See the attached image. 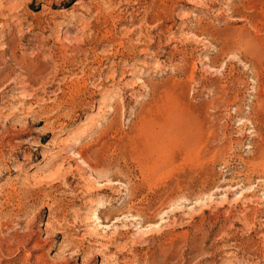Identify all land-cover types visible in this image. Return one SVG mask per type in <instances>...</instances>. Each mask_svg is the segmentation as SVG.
Returning <instances> with one entry per match:
<instances>
[{
  "label": "rangeland",
  "instance_id": "1",
  "mask_svg": "<svg viewBox=\"0 0 264 264\" xmlns=\"http://www.w3.org/2000/svg\"><path fill=\"white\" fill-rule=\"evenodd\" d=\"M0 264H264V0H0Z\"/></svg>",
  "mask_w": 264,
  "mask_h": 264
},
{
  "label": "bare ground",
  "instance_id": "2",
  "mask_svg": "<svg viewBox=\"0 0 264 264\" xmlns=\"http://www.w3.org/2000/svg\"><path fill=\"white\" fill-rule=\"evenodd\" d=\"M22 86V85H21Z\"/></svg>",
  "mask_w": 264,
  "mask_h": 264
}]
</instances>
